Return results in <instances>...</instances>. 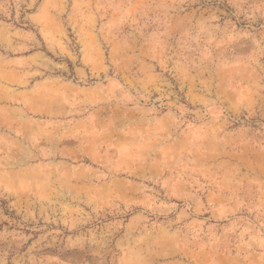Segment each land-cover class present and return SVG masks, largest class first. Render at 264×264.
Segmentation results:
<instances>
[{
	"label": "rangeland",
	"instance_id": "374dc122",
	"mask_svg": "<svg viewBox=\"0 0 264 264\" xmlns=\"http://www.w3.org/2000/svg\"><path fill=\"white\" fill-rule=\"evenodd\" d=\"M0 264H264V0H0Z\"/></svg>",
	"mask_w": 264,
	"mask_h": 264
}]
</instances>
